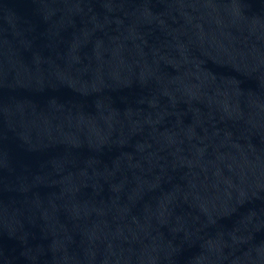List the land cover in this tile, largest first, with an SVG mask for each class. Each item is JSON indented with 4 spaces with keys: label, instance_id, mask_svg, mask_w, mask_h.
<instances>
[{
    "label": "water",
    "instance_id": "water-1",
    "mask_svg": "<svg viewBox=\"0 0 264 264\" xmlns=\"http://www.w3.org/2000/svg\"><path fill=\"white\" fill-rule=\"evenodd\" d=\"M0 264H264V0H0Z\"/></svg>",
    "mask_w": 264,
    "mask_h": 264
}]
</instances>
